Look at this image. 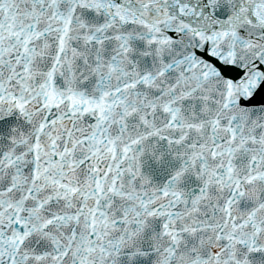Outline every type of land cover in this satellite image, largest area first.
<instances>
[{
  "label": "snow or ice",
  "instance_id": "snow-or-ice-1",
  "mask_svg": "<svg viewBox=\"0 0 264 264\" xmlns=\"http://www.w3.org/2000/svg\"><path fill=\"white\" fill-rule=\"evenodd\" d=\"M0 264H264V0H0Z\"/></svg>",
  "mask_w": 264,
  "mask_h": 264
}]
</instances>
